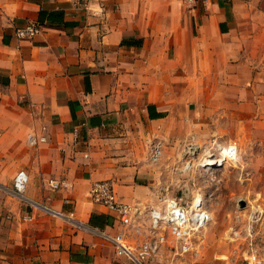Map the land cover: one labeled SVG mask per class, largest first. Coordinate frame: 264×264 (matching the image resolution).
Instances as JSON below:
<instances>
[{
    "label": "crops",
    "instance_id": "1",
    "mask_svg": "<svg viewBox=\"0 0 264 264\" xmlns=\"http://www.w3.org/2000/svg\"><path fill=\"white\" fill-rule=\"evenodd\" d=\"M260 19L264 0L193 11L181 0H0V264H133L105 237L123 229L90 199L93 184L159 205L136 131L172 121L196 75L205 86L223 68L264 73V39L246 32ZM30 23L41 33L18 39ZM30 136L45 142L30 147ZM49 179L70 188L52 192Z\"/></svg>",
    "mask_w": 264,
    "mask_h": 264
},
{
    "label": "rangeland",
    "instance_id": "2",
    "mask_svg": "<svg viewBox=\"0 0 264 264\" xmlns=\"http://www.w3.org/2000/svg\"><path fill=\"white\" fill-rule=\"evenodd\" d=\"M246 32L263 40L264 20ZM225 70L210 75L205 86L196 75L194 89L179 90L172 121L146 124L141 134L136 131L138 153L161 193L187 200L199 194L212 216L197 235L193 252L180 256L165 251L155 264H245L248 218L253 213L259 217L252 242L264 256V73ZM230 145L237 147L236 163L213 174L199 168L197 156ZM193 147L200 148L194 157L189 154Z\"/></svg>",
    "mask_w": 264,
    "mask_h": 264
},
{
    "label": "built area",
    "instance_id": "3",
    "mask_svg": "<svg viewBox=\"0 0 264 264\" xmlns=\"http://www.w3.org/2000/svg\"><path fill=\"white\" fill-rule=\"evenodd\" d=\"M188 11L199 8L206 0H181ZM42 27L30 23L16 30V37L23 41H31L41 33ZM45 138L30 136L28 144L37 147ZM200 149V148H199ZM198 147L190 149L189 154L194 157L199 152ZM159 149L153 159H158ZM237 147L230 145L215 151L208 150L199 159V168L205 172L218 171L228 163H236ZM190 163H187L189 166ZM191 169L190 167L187 170ZM29 183V176L20 171L14 179V190L23 197ZM48 190L52 192L64 191L70 185L64 180L49 179ZM90 199L98 206L105 208L116 216L122 233L114 237L105 235L115 248L116 255L133 264H155L162 258L165 251L175 255H186L195 250V239L212 221V216L205 208L199 194L193 195L189 203H184L182 197L160 196L159 205L143 207L140 204H126L117 198L114 185L111 181H100L93 184L89 193ZM42 208H45L44 206ZM63 217L62 214H58ZM258 214L249 216L247 238L250 240L248 250L244 254L245 264H264V256L253 245V226ZM104 236V235H103Z\"/></svg>",
    "mask_w": 264,
    "mask_h": 264
},
{
    "label": "trees",
    "instance_id": "4",
    "mask_svg": "<svg viewBox=\"0 0 264 264\" xmlns=\"http://www.w3.org/2000/svg\"><path fill=\"white\" fill-rule=\"evenodd\" d=\"M148 109L150 110L151 107H149ZM150 117H151L152 119H154V118H161V117H162V114H159V115H157V116H154V115H151V114H150ZM74 118H75V116H74Z\"/></svg>",
    "mask_w": 264,
    "mask_h": 264
},
{
    "label": "water",
    "instance_id": "5",
    "mask_svg": "<svg viewBox=\"0 0 264 264\" xmlns=\"http://www.w3.org/2000/svg\"><path fill=\"white\" fill-rule=\"evenodd\" d=\"M184 200V203H189L191 201V199L187 200L184 196L182 197ZM192 198V197H191ZM242 205H244V203H242Z\"/></svg>",
    "mask_w": 264,
    "mask_h": 264
}]
</instances>
